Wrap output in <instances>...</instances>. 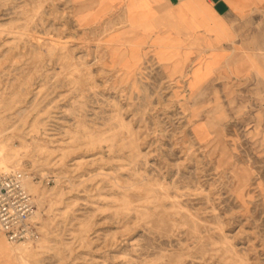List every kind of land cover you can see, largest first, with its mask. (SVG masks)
I'll return each mask as SVG.
<instances>
[{"label": "rangeland", "instance_id": "obj_1", "mask_svg": "<svg viewBox=\"0 0 264 264\" xmlns=\"http://www.w3.org/2000/svg\"><path fill=\"white\" fill-rule=\"evenodd\" d=\"M98 1L0 0V175L37 188L41 233L0 264H264V11L197 75L132 60ZM233 51L246 71L201 88Z\"/></svg>", "mask_w": 264, "mask_h": 264}, {"label": "crops", "instance_id": "obj_2", "mask_svg": "<svg viewBox=\"0 0 264 264\" xmlns=\"http://www.w3.org/2000/svg\"><path fill=\"white\" fill-rule=\"evenodd\" d=\"M119 4L125 9L130 29L136 33V41L125 39L132 60L136 57L141 60L144 53L151 52L159 61L170 65L172 73H186L195 68L197 75L204 71L205 51L215 46L223 51L226 44L235 41V28L239 23L264 11V0H105L102 8L99 9L97 3L95 8L85 12H111ZM171 26L183 28V35ZM156 40L159 42L155 43ZM191 42L202 46L193 60H190V49L183 45ZM145 46L148 47L146 52ZM229 54L232 58L242 59V63L231 69L223 63L226 67L205 81L201 88L215 76L235 78L246 71L247 57L238 55L237 51ZM6 242L4 237L0 240V257H5Z\"/></svg>", "mask_w": 264, "mask_h": 264}, {"label": "built area", "instance_id": "obj_3", "mask_svg": "<svg viewBox=\"0 0 264 264\" xmlns=\"http://www.w3.org/2000/svg\"><path fill=\"white\" fill-rule=\"evenodd\" d=\"M24 172L0 175V232L13 246L34 245L41 233L34 220L37 205Z\"/></svg>", "mask_w": 264, "mask_h": 264}, {"label": "bare ground", "instance_id": "obj_4", "mask_svg": "<svg viewBox=\"0 0 264 264\" xmlns=\"http://www.w3.org/2000/svg\"><path fill=\"white\" fill-rule=\"evenodd\" d=\"M7 163H8L7 157H5V154H4L3 150L0 149V171H3V173H4V171H10ZM14 172H16V171H12V172H9V173H14ZM6 173L8 174V172H6ZM26 188L28 189L29 193L36 194L38 192L37 188L34 185H32L31 183H29V182H26ZM37 215L38 214L36 212L35 216L37 217ZM34 219H35V217H34ZM4 250H6V248H4ZM15 252H16V249H10V248H7V250L4 251L5 255L8 258H10L11 260H16Z\"/></svg>", "mask_w": 264, "mask_h": 264}]
</instances>
